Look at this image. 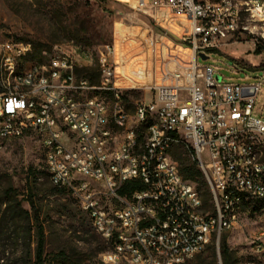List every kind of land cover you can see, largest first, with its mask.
I'll return each instance as SVG.
<instances>
[{"label": "built area", "instance_id": "1", "mask_svg": "<svg viewBox=\"0 0 264 264\" xmlns=\"http://www.w3.org/2000/svg\"><path fill=\"white\" fill-rule=\"evenodd\" d=\"M129 1L160 21L173 14L188 23L178 30L193 54L189 74L162 84L130 115L122 95L147 79L118 71L115 44L98 51L92 82L78 74L89 50L56 45L37 61L31 44L1 42L0 153L8 140L39 136L51 183L77 200L108 245L104 264H185L211 244L218 249L243 205L264 202V120L254 117L264 81L226 83L197 63L247 33L264 49V0ZM178 146L193 153L213 212L181 174Z\"/></svg>", "mask_w": 264, "mask_h": 264}, {"label": "rangeland", "instance_id": "2", "mask_svg": "<svg viewBox=\"0 0 264 264\" xmlns=\"http://www.w3.org/2000/svg\"><path fill=\"white\" fill-rule=\"evenodd\" d=\"M168 17L171 22L166 23L153 14L139 13L129 0H106L104 4L94 0H0V43L31 44L33 53L41 61L48 59L56 45L67 49L85 48L91 58L79 59L82 69L78 74L86 77L88 71L93 82L99 76L98 51L105 45L115 44L118 71L135 80L147 79L140 81L141 84L133 83L139 90L124 91L128 102L122 96V103L132 115L140 102L148 103L155 97L162 84L181 82L189 74L193 54L183 46L184 32L178 30L184 26L183 20L173 14ZM258 46L254 44V35L243 34L228 41L220 51L210 52L207 60L199 58L197 63L214 68L215 78L223 77L226 83L255 85L264 81V68H260L264 65V49ZM124 86L129 88L130 84ZM180 97L186 99L188 94L181 92ZM107 99L113 105L112 98ZM128 106L132 107L127 109ZM254 117L264 120V82L257 95ZM9 186L31 217L29 202L40 212L45 235L44 264H104L102 255L109 251L108 245L77 200L70 194L59 193L51 183L37 134L6 141L0 153L2 264H34L37 250L35 226L31 249L26 253L22 245V236H28L26 222L14 223L11 214L4 213ZM205 211L213 212L212 203ZM262 232L264 207L260 202L250 201L239 209L234 228L222 236L227 237L228 245L236 252L238 264H264V252L255 251V243H264ZM213 246L206 247L185 264H211L209 256ZM217 264H221L219 258Z\"/></svg>", "mask_w": 264, "mask_h": 264}, {"label": "trees", "instance_id": "3", "mask_svg": "<svg viewBox=\"0 0 264 264\" xmlns=\"http://www.w3.org/2000/svg\"><path fill=\"white\" fill-rule=\"evenodd\" d=\"M95 2H98L100 4H104L106 0H94ZM83 50H87L85 48H81ZM33 59L40 60L39 56L33 55ZM86 78L90 79L92 82L94 81L93 76H90L88 71H86ZM126 92L123 93V99L127 103L128 99L124 95ZM132 106H128L127 109H130ZM192 158H191V157ZM173 158L178 162L180 172L183 175L184 179L194 184L197 188V190L200 192L204 205L206 208L210 207L211 203V192L209 189V185L207 183V180L202 173V171L199 169L197 162L194 159L193 153L190 150H187L183 146H178L174 148L173 150ZM129 186V185H128ZM56 188V187H55ZM56 190L59 193L68 194L67 192L60 190L56 188ZM129 192L128 187H126L121 194H125ZM262 206L264 207V202H260ZM31 209L33 211V216L31 217L30 212L25 210L22 207V204L20 201L17 200V197L15 196V192L13 191L12 186H9L6 190V202L4 205L6 206V209L4 213L8 214L10 213L12 216V221L16 223L17 221H25L27 226V233L28 236H22L23 242L22 245H24V250H26V253L31 249V233H32V227L35 226V229L38 233L37 238V250L35 255V262L34 264H44V247H45V235H44V227L40 223V212L36 208L35 204L31 201L29 202ZM34 223V224H33ZM22 241V240H21ZM28 255V254H26ZM209 258L211 259V264H217L218 258L221 260V264H238V259L236 252L233 251L227 242V237L222 236L219 244V251L217 252V248L214 244L213 248L211 249V253ZM2 258L0 257V264ZM28 264V263H25Z\"/></svg>", "mask_w": 264, "mask_h": 264}, {"label": "water", "instance_id": "4", "mask_svg": "<svg viewBox=\"0 0 264 264\" xmlns=\"http://www.w3.org/2000/svg\"><path fill=\"white\" fill-rule=\"evenodd\" d=\"M202 60H207L208 58L205 55H200Z\"/></svg>", "mask_w": 264, "mask_h": 264}, {"label": "bare ground", "instance_id": "5", "mask_svg": "<svg viewBox=\"0 0 264 264\" xmlns=\"http://www.w3.org/2000/svg\"><path fill=\"white\" fill-rule=\"evenodd\" d=\"M183 23H184V24H183L184 26H187V24H188V23H187L186 21H184V20H183Z\"/></svg>", "mask_w": 264, "mask_h": 264}]
</instances>
